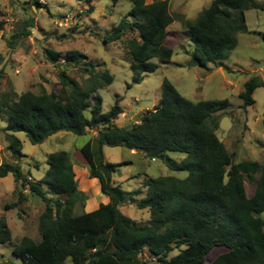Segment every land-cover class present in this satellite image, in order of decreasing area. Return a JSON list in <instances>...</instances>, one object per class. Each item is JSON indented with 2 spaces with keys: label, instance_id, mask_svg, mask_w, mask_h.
<instances>
[{
  "label": "trees",
  "instance_id": "obj_1",
  "mask_svg": "<svg viewBox=\"0 0 264 264\" xmlns=\"http://www.w3.org/2000/svg\"><path fill=\"white\" fill-rule=\"evenodd\" d=\"M131 1V9L107 33L105 42L137 31L127 40L134 83L141 82L144 73L157 70L159 63L171 62L174 50L167 40L173 22H181L184 34L195 45L193 62L207 67L230 56L239 43L238 35L249 32L246 11L261 8L255 0H212L190 19L181 12L174 15L169 0ZM33 25L31 18L27 26ZM45 52L59 68L58 90L0 95V111L8 115L4 128L8 150L14 160L0 164V178L12 174L45 203L39 218L41 238L24 236L12 249L21 264H65L68 260L72 264H264V163L236 161L235 152L218 136L219 114L230 107L229 99L192 101L164 78L155 108L147 109L138 123L119 127L115 120L124 112L120 98L103 112L98 93L113 83L111 72L76 49L65 54L50 48ZM75 65L85 66L84 84L68 73V67ZM261 86L264 80L258 75L245 82L239 93L243 107L256 102L253 94ZM63 130L78 135L97 132L80 151L89 177L98 178L110 200L92 211H85L88 196L79 188L68 151L50 153L49 168L37 181L29 179L19 163L27 155L15 132L23 131L31 143L41 144ZM105 146L141 149L147 157L167 160L171 170L189 174L185 178L146 174L142 186L147 193L139 198L142 189L127 191L113 182L122 163L107 161ZM170 151L185 157L175 160L168 155ZM247 181L255 185L251 195ZM24 198L21 191L18 201L6 208ZM127 203L148 209L150 219L135 220L123 213L119 206ZM12 239L8 222L1 217L0 244ZM215 247L227 250L207 262ZM175 249L178 252L169 256Z\"/></svg>",
  "mask_w": 264,
  "mask_h": 264
},
{
  "label": "rangeland",
  "instance_id": "obj_2",
  "mask_svg": "<svg viewBox=\"0 0 264 264\" xmlns=\"http://www.w3.org/2000/svg\"><path fill=\"white\" fill-rule=\"evenodd\" d=\"M212 0H172L170 11L175 15L184 12L194 19ZM261 8L246 11L249 32L238 35L239 43L230 56L220 63H209L202 67L193 62L195 45L187 40L180 21L170 26L168 44L173 48L171 62L159 63L154 72L144 73L143 80L133 82L134 71L130 64L127 40L138 33L127 31L118 41L105 42V36L132 7L131 0H120L113 5L112 0H0V95L15 91L18 94L28 90L39 92L59 89V68L47 58L46 48L65 54L69 50H79L87 55V60L101 63L114 76L111 85L98 91L101 95L102 110L107 112L120 98L124 112L115 120L119 127H130L140 121L147 109H154L162 94V82L168 78L179 92L192 101L224 99L230 101L227 111L220 113V127L217 134L230 152H235L236 161H256L264 163V86L258 87L253 97L256 102L243 107L239 97L245 82L253 75L264 80V0H255ZM92 9V10H91ZM34 19L33 26H27ZM128 20H132L128 17ZM84 65L68 67V73L84 84L87 77ZM86 114L90 116L91 110ZM6 113L0 111V164L14 162L8 150L6 138ZM91 130L84 135L70 131H60L41 144L30 142L23 131L15 132L23 144L27 157L19 163L32 181L41 179L49 168L48 155L65 150L75 161L76 153L94 138ZM105 158L109 162L122 163L113 174V182L122 189L132 191L142 189L139 198L146 195L142 186L146 174L152 177L174 175L188 176V171L171 170L166 160L152 159L143 152L132 153L121 146H105ZM168 155L181 160L184 153L170 151ZM31 176V177H30ZM115 180V181H114ZM247 192L253 194L255 185L247 181ZM24 200L17 206L20 192ZM97 188H91V194ZM120 210L135 220L148 221V209H140L134 204L119 206ZM45 210L44 201L33 195L28 186L16 182L9 174L0 178V218L5 217L12 231V242L0 244V264H21L12 249L24 236L35 240L41 238L39 218ZM264 217V213L262 214ZM226 247H215L207 256V262ZM178 252H170L173 256ZM147 256V254H144ZM65 264H72L68 260Z\"/></svg>",
  "mask_w": 264,
  "mask_h": 264
},
{
  "label": "crops",
  "instance_id": "obj_3",
  "mask_svg": "<svg viewBox=\"0 0 264 264\" xmlns=\"http://www.w3.org/2000/svg\"><path fill=\"white\" fill-rule=\"evenodd\" d=\"M169 1L171 2L172 0H169ZM178 12L180 11L178 10ZM181 13H184V12H181ZM172 24H174V22ZM170 26H169V30H170ZM185 38L189 40L187 36ZM96 133H97L96 131H93L94 136L96 135ZM131 152L137 153L140 151L131 150ZM73 163H74V170L76 173V178L79 183V188L82 191H84L88 196L86 203H85V211L86 212L92 211L98 208L101 203L109 202L110 200L109 197L106 194L102 193L101 191L100 182L98 178L89 177L88 164L85 158L83 157V155L81 154L80 150L79 152L76 153V158H75V161H73ZM91 188H97V192H94V194H91Z\"/></svg>",
  "mask_w": 264,
  "mask_h": 264
},
{
  "label": "water",
  "instance_id": "obj_4",
  "mask_svg": "<svg viewBox=\"0 0 264 264\" xmlns=\"http://www.w3.org/2000/svg\"><path fill=\"white\" fill-rule=\"evenodd\" d=\"M139 151H140V152H142V150H141V149H139ZM166 162H167V160H166Z\"/></svg>",
  "mask_w": 264,
  "mask_h": 264
}]
</instances>
